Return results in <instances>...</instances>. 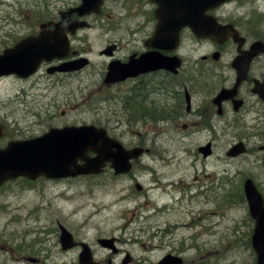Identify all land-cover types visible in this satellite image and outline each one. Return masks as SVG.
<instances>
[{"label": "rangeland", "instance_id": "1", "mask_svg": "<svg viewBox=\"0 0 264 264\" xmlns=\"http://www.w3.org/2000/svg\"><path fill=\"white\" fill-rule=\"evenodd\" d=\"M26 1L32 11L19 23L21 27L38 14L55 13L53 9L34 5L51 0H0V47L10 41V31H22L21 27L12 28L10 21ZM67 2L76 4L77 0H66L65 4ZM52 3L54 8L62 4L59 0H52ZM128 5L127 1H119L116 5L110 2L100 19L90 18L92 28L79 44L88 51L93 62L84 72L75 76L39 74L27 81L13 77L0 79V122H5L12 130L4 142L38 136L50 127L98 124L108 120L111 128L124 132L126 143H137L134 130H128L129 125L125 124L122 99L115 100L112 98L117 96L114 90L103 89L100 85L109 61L101 55L107 45L117 41L121 57L130 48L141 46V29L135 35L132 33L136 28L129 29L126 16L133 14L124 13ZM195 51L189 47L188 52ZM254 118L250 116L239 123L238 131L227 126L225 133L214 140V155L204 157L207 159L197 153L211 138L209 132L199 130L202 125L192 127L200 132L186 135L180 132L182 127L177 132L173 126L160 124L152 129L146 140L152 149L151 155L139 163L134 162V171L129 176L115 177L107 172L92 177L49 180L28 190L22 189L24 185L3 188L0 190V262L22 264L17 260L22 254L11 252V248L24 243L37 245L38 239H43L45 252L34 250L31 255L50 258L47 264H77V251L61 253L53 233L47 236L46 230L53 232L63 225L76 238L78 235L90 244L98 236L123 239L125 243L121 249L142 263L158 255L153 252V246L159 245V234L153 240L149 236L156 228L171 225L173 232L161 237L168 242L171 240L174 249L194 246L195 249H187L185 255L187 259L195 256L196 264L200 259L210 264H255L254 253L246 245L254 229L253 222L248 219V206H233L223 197L232 184L240 180L242 184L245 177L257 181L264 194V160L258 161L264 157L258 150L264 143L263 120L258 122ZM134 129L140 131L139 126ZM117 131L115 133L121 135ZM238 136L247 138L250 154L231 159L226 152ZM159 176L163 188L158 185ZM137 183L143 187L142 191L136 190ZM182 188L185 196L177 192ZM120 191L125 193V200L116 202ZM204 191L207 194L201 193ZM158 206L169 208L159 214ZM41 228L44 233L38 231ZM143 229H152V232H142ZM196 234L198 238L194 241ZM97 255L107 256L108 253L98 251ZM223 257L229 259L221 260ZM123 259L124 256L118 257L116 264H122Z\"/></svg>", "mask_w": 264, "mask_h": 264}, {"label": "flooded vegetation", "instance_id": "2", "mask_svg": "<svg viewBox=\"0 0 264 264\" xmlns=\"http://www.w3.org/2000/svg\"><path fill=\"white\" fill-rule=\"evenodd\" d=\"M172 1L176 3L178 8L173 6L171 9H167L165 4ZM185 0H157V3L151 0H138L139 6L142 10H148L151 14L144 19V22L137 27L132 33L135 35L138 30L141 29L143 37L140 41L142 45H138L131 49L123 57L118 56L119 48L116 47L115 52L111 60H120L124 63H129L131 59H138L143 53L158 50L164 55L169 57H177L181 62V67L178 73H173L167 69H159L148 73H142L136 77H130L121 83L114 85H102L101 88L113 89L117 96H112L115 100L122 99L123 111L125 114V123L129 126L135 124V126H142V131L134 133L137 136L138 143L134 146L144 147L146 140L149 137L150 132L157 125L162 122L172 124V126L182 125L187 130L188 135L199 130L208 131L209 124L213 126L214 140L217 139L216 133L224 132L226 124L230 122L229 111L236 112L235 118L246 120L251 114L255 113V120L262 121V130L264 131V52L255 55L249 63V72L247 78L239 87V93L236 97L222 101L221 104L216 102L218 93L224 89H232L235 87L238 78V70L235 69V61L237 58L244 55V52L252 49L256 44L261 43L262 49H264V0H233V4L228 5L219 2L212 4L216 0H206L205 7L202 8L200 13L190 15L187 12L191 11L188 6L182 7L180 2ZM231 2V1H230ZM63 12H68L63 11ZM61 12V13H63ZM64 21L62 25H66L69 21H79L77 15H64ZM59 19L48 20L46 24L48 30L54 29ZM189 21L183 23L184 21ZM182 21V22H180ZM213 21V24H210ZM50 23L52 25H50ZM182 23L179 31L180 45L177 49L173 50L153 48L150 45L149 40L154 35V30L163 24L166 27H176ZM37 25L32 22H25L22 34L13 32L15 37L14 44L24 39L27 36H36L40 33L39 29L41 25ZM193 25H199L201 27H208L206 31L211 34H215L218 37V41H213L208 38H201L193 29ZM230 27L232 32L236 35L233 36L228 32H220L218 27L220 26ZM40 27V28H39ZM234 29V30H233ZM227 35V37H225ZM79 33L76 32L75 36L71 37L72 50L76 51L75 54H70L68 58L64 60H54L50 63L44 62L39 74L43 73L48 75L52 69L60 66L66 61L77 59L81 56L82 50L77 47V39ZM150 45V46H149ZM192 47L195 52H188L189 47ZM77 52L79 55H77ZM244 65V64H243ZM80 72L69 73V75L75 76ZM56 74V73H54ZM52 74V75H54ZM68 73H57L56 75H66ZM19 81H27L24 79L16 78ZM104 83V78H102ZM260 90V91H259ZM111 98V99H112ZM109 99V100H111ZM190 99V102H189ZM251 99V101H250ZM104 100V99H103ZM242 101V105L236 109L235 105ZM100 107L96 108V112ZM223 111V112H222ZM222 112L221 114H219ZM232 112V113H233ZM235 118L233 123H235ZM129 121V122H128ZM2 122H0L1 124ZM101 125H108L109 121H100ZM195 125H202L199 130L192 128ZM190 126V127H189ZM107 129L115 134L116 128ZM6 133L12 131L5 126ZM123 135V132L117 131ZM4 137L0 139V146H4ZM264 140V135H263ZM212 143V147H216L212 138L208 140ZM144 145V146H143ZM131 146V145H130ZM199 150V148H198ZM149 149V153H150ZM49 181L44 177L31 181L25 178H18L10 181L0 187L2 190L5 187H13L24 185L22 189H30L40 183ZM163 181L159 176L158 185L162 187ZM168 186H173L169 184ZM167 186V187H168ZM185 191V189H184ZM13 194L16 191H12ZM17 193V192H16ZM169 206H158L157 212L159 214L167 210ZM156 211V208H155ZM185 227H188L185 225ZM203 227V226H202ZM206 230V228H202ZM201 230V231H202ZM41 233H44V229H39ZM48 235L53 233L56 238V246L63 252L77 251V264H82L81 254L85 250L84 246H88L87 250L91 251L95 264H116V260L120 256H124L122 264L130 261L128 264H160V261L168 254L177 255L176 250H171V247L166 254H161V257L157 263H150L147 259H144L142 263H139L134 257L124 249H121L124 240L120 238L110 237H96V239L90 244L87 240L80 239L72 233L76 242L71 248L65 249L61 243V229L57 228L51 232L49 229ZM78 232V231H77ZM142 232H152V229H143ZM173 232V228L169 225L167 228H156L151 234L152 238H155L159 234V249H163L166 244L170 245L171 240L168 242L161 236H167ZM38 244H22L15 248H11V252L22 254L17 260L22 264H41L42 261L47 264L50 258H43L42 256L31 255L34 250L43 254L44 240L38 239ZM106 244H103V243ZM103 253L106 251L107 256H98L97 252ZM28 253V254H27ZM162 253V251H159ZM1 260V259H0ZM8 260V258H7ZM185 260V259H184ZM6 261V260H4ZM0 264H2L0 262Z\"/></svg>", "mask_w": 264, "mask_h": 264}, {"label": "water", "instance_id": "3", "mask_svg": "<svg viewBox=\"0 0 264 264\" xmlns=\"http://www.w3.org/2000/svg\"><path fill=\"white\" fill-rule=\"evenodd\" d=\"M86 1L89 3L93 0ZM63 30L57 27L54 35H44L37 41L26 40L22 45H27L26 49L20 47L7 50L0 56V76L12 73L29 76L43 59L67 56L69 48ZM89 151L96 156L89 157ZM136 156L135 151L124 149L119 142L109 138L104 130L93 126L53 129L42 137L11 142L6 149H0V185L20 176L30 179L41 175L66 178L100 173L107 163H111L117 173L125 172L131 168V158ZM79 160L84 163L79 164ZM245 190L250 201L251 214L256 220L252 242L257 254V264H264V200L251 180L246 182ZM70 239L68 233L63 234L64 246L71 245ZM83 260L88 261L87 258Z\"/></svg>", "mask_w": 264, "mask_h": 264}, {"label": "trees", "instance_id": "4", "mask_svg": "<svg viewBox=\"0 0 264 264\" xmlns=\"http://www.w3.org/2000/svg\"><path fill=\"white\" fill-rule=\"evenodd\" d=\"M230 190L227 191V194L225 195V201L229 204L233 203V205L242 204L241 202L245 201V197L243 194V189L240 184H232V186L229 187ZM237 201V202H236ZM246 245L251 247L250 244V235L247 237Z\"/></svg>", "mask_w": 264, "mask_h": 264}, {"label": "bare ground", "instance_id": "5", "mask_svg": "<svg viewBox=\"0 0 264 264\" xmlns=\"http://www.w3.org/2000/svg\"><path fill=\"white\" fill-rule=\"evenodd\" d=\"M129 122V121H128ZM124 192V191H123ZM125 193H122V191H120L118 198L115 200L116 202H119V200H125Z\"/></svg>", "mask_w": 264, "mask_h": 264}]
</instances>
